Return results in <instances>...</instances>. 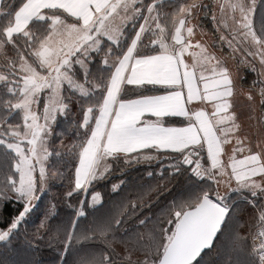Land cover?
Listing matches in <instances>:
<instances>
[{
  "label": "snow or ice",
  "instance_id": "obj_1",
  "mask_svg": "<svg viewBox=\"0 0 264 264\" xmlns=\"http://www.w3.org/2000/svg\"><path fill=\"white\" fill-rule=\"evenodd\" d=\"M21 238L0 264H208L221 240L219 264H264V0H0L3 254Z\"/></svg>",
  "mask_w": 264,
  "mask_h": 264
},
{
  "label": "trees",
  "instance_id": "obj_2",
  "mask_svg": "<svg viewBox=\"0 0 264 264\" xmlns=\"http://www.w3.org/2000/svg\"><path fill=\"white\" fill-rule=\"evenodd\" d=\"M209 20H210V18H209ZM200 25L204 28V30H207L206 32L211 34L212 25L208 22V20L201 17ZM251 82H252V79L250 81V79L247 77V74L245 73V78L243 81H241L242 87L248 88V89L251 88V86H252ZM58 118L60 119L61 122L56 126V130H57V133H60V132H63L65 130L68 122L62 116L58 117ZM73 138H74L73 134L69 130V131L65 132V134L63 136H60L57 139V144H59L61 139L64 140V142L66 144L70 143ZM158 164H159L158 161H154V162H152L151 166H149L148 164L136 165V166H134V168L128 170L126 175H122L117 170L112 175V177H110V179L108 181H106L100 185H97L98 190L101 191L103 198L105 200V208L101 209L100 211H107L109 209V202L110 201L118 200V199H120L121 196H124L125 194L130 193V192L133 193V195H134V186L135 185L149 182L147 180V177L145 176L144 170L145 169L151 170V168L158 167ZM120 180H126L127 181V183L123 186L124 191H122L119 195L109 191V189L111 187V183L114 181H120ZM56 183L59 186L61 182L57 181ZM56 190L57 189H53V191H56ZM81 198L83 199L85 197L82 195ZM167 198H168L167 194L165 193L161 197V202H164ZM45 199H47V197H45ZM91 208H92V206L89 205V210H91ZM11 210H12L11 205H9L8 211H11ZM70 212H71V209H67V208H64L63 206H61L60 218H66V216ZM245 219H248V216H245ZM223 243H224V241L221 240L218 243L217 247L215 249H213V251L211 253H209L208 255L205 256V260L208 261V264H219V257L217 256V252H219L221 250ZM13 244L15 245L16 250L14 252H12L11 254H3L4 253V246H3V244H0V258H3V255L5 256L6 259L14 260V261H19V260H22L24 258L25 254L28 250L27 244H25L23 242L22 238L20 239V241H13ZM37 258L41 261V264H54L55 253L51 252L47 248H44L39 253Z\"/></svg>",
  "mask_w": 264,
  "mask_h": 264
},
{
  "label": "rangeland",
  "instance_id": "obj_3",
  "mask_svg": "<svg viewBox=\"0 0 264 264\" xmlns=\"http://www.w3.org/2000/svg\"><path fill=\"white\" fill-rule=\"evenodd\" d=\"M200 20H201V18H200ZM200 20H199V23H200ZM205 31H207V30H205ZM230 64L232 65L233 76H234V78L237 81V93L240 90V88H242V90H244V87H242V85H241V81L244 80L245 73L247 74V77L250 79V81L252 79L251 85L253 83V80L257 79V75L254 74V72L250 68H248L246 65L240 64L239 62L238 63L237 62L234 63V62H231V61H230ZM257 67H259V66H257ZM252 74H253V77H252ZM236 102L241 103L242 99L240 98ZM239 110H241V111H239L238 113L241 114V119L243 118L242 121L245 123V109H239ZM143 165H145V164H143ZM89 205L92 206L91 204H89Z\"/></svg>",
  "mask_w": 264,
  "mask_h": 264
},
{
  "label": "crops",
  "instance_id": "obj_4",
  "mask_svg": "<svg viewBox=\"0 0 264 264\" xmlns=\"http://www.w3.org/2000/svg\"><path fill=\"white\" fill-rule=\"evenodd\" d=\"M247 68V67H246ZM254 74H256L254 72ZM252 77H253V74H252ZM255 80V79H254ZM253 80V81H254ZM248 90V88H244V91ZM242 99V102L239 103V102H236V105H237V111H241L239 109H245V124H250V125H255L257 120L259 119V116H260V110L259 108L257 107L256 111L255 112H250L248 110V108L246 107V97L243 95L242 93V88H240V90L238 91L237 95H236V101L238 99ZM257 99H258V95H257ZM251 116L252 119L249 120L248 117ZM243 120V118L241 119Z\"/></svg>",
  "mask_w": 264,
  "mask_h": 264
}]
</instances>
